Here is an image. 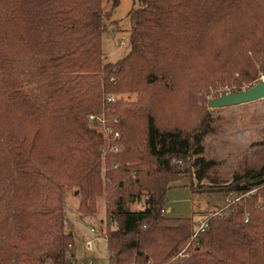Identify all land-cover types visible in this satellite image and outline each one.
Returning a JSON list of instances; mask_svg holds the SVG:
<instances>
[{
  "label": "trees",
  "instance_id": "obj_1",
  "mask_svg": "<svg viewBox=\"0 0 264 264\" xmlns=\"http://www.w3.org/2000/svg\"><path fill=\"white\" fill-rule=\"evenodd\" d=\"M139 2L130 52L111 63L103 0H0V264H73L70 188L82 217L105 199L110 264H264V167L220 191L231 215L210 218L189 259L193 220L166 215L177 162L195 157L199 182L210 167L212 90L264 73V0ZM102 113L122 153L105 155L112 141L89 122Z\"/></svg>",
  "mask_w": 264,
  "mask_h": 264
},
{
  "label": "rangeland",
  "instance_id": "obj_2",
  "mask_svg": "<svg viewBox=\"0 0 264 264\" xmlns=\"http://www.w3.org/2000/svg\"><path fill=\"white\" fill-rule=\"evenodd\" d=\"M113 5V0H103V10L110 14L103 35V51L106 62L116 63L130 52L129 16L132 9L140 7V2L119 0L116 8ZM263 76L264 73H261L256 82H261ZM251 86L252 84L246 85L243 90ZM233 89L235 87L219 85L218 89L212 90L208 101L215 98L217 93H231ZM120 98L127 102L136 100L134 95H122ZM199 106L202 107L203 104L200 103ZM208 111L211 132L204 140V153L201 155L210 164L206 177L201 182L198 181L197 173L192 168L195 157L178 161L182 179L173 185L167 196L166 215L171 218L192 219V233L201 219L215 213L223 212L225 217H230L231 213L226 212V209L234 201V195L220 191L232 189L236 182L264 167V100L245 106ZM206 188L215 191L203 192ZM81 201L79 190L70 188L65 199V209L68 202L70 205L66 209L64 221L67 225L64 226L68 233H73L75 245L68 255L73 264H110L106 239L93 235L90 231L91 228H100L106 234L109 219L106 216L105 199L101 197L97 200V214L88 217H82L79 213ZM144 207L142 202L131 208L141 210ZM89 242H93L91 249L88 248ZM181 253L182 251L179 255Z\"/></svg>",
  "mask_w": 264,
  "mask_h": 264
},
{
  "label": "built area",
  "instance_id": "obj_3",
  "mask_svg": "<svg viewBox=\"0 0 264 264\" xmlns=\"http://www.w3.org/2000/svg\"><path fill=\"white\" fill-rule=\"evenodd\" d=\"M262 80H264V76L262 77ZM106 100L108 103L115 102L114 97H109ZM89 122L93 128H95L98 132L102 133L107 139L112 141L106 148H104L105 155L110 154V153L118 154V153H122L124 151V147L120 144L121 134L119 132H115L114 128L109 125L105 113H102L100 115H90L89 116ZM115 123L118 124L119 121L116 120ZM232 203H233V201H232ZM217 216L225 217L223 212H218V213H215L206 219H201L195 225V230L192 233V236L190 238V241H189L187 247L182 251V253L179 255L178 258H181V259L190 258L189 248L198 244L201 236L209 229L210 218L217 217ZM64 224L67 225L66 221L64 222ZM90 231L93 235H98V237H102V238L107 240L105 230H103V229L101 230L100 228H98V229L97 228H91ZM92 244H93V242L88 243L89 249H91ZM147 264H153V260L148 259Z\"/></svg>",
  "mask_w": 264,
  "mask_h": 264
},
{
  "label": "water",
  "instance_id": "obj_4",
  "mask_svg": "<svg viewBox=\"0 0 264 264\" xmlns=\"http://www.w3.org/2000/svg\"><path fill=\"white\" fill-rule=\"evenodd\" d=\"M262 100H264V80L252 88L213 98L208 102L207 106L211 110H219L239 107Z\"/></svg>",
  "mask_w": 264,
  "mask_h": 264
},
{
  "label": "crops",
  "instance_id": "obj_5",
  "mask_svg": "<svg viewBox=\"0 0 264 264\" xmlns=\"http://www.w3.org/2000/svg\"><path fill=\"white\" fill-rule=\"evenodd\" d=\"M247 105H248V104H247ZM243 106H245V105H243ZM69 205H70V203L68 202L67 208L69 207ZM67 208H66V209H67ZM66 211H67V210H66ZM168 211L171 212V209H168ZM76 213L79 215V213H78V209H76ZM81 219H82V218H81ZM72 235H73V233H72ZM73 236H74V235H73Z\"/></svg>",
  "mask_w": 264,
  "mask_h": 264
}]
</instances>
